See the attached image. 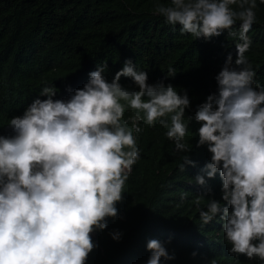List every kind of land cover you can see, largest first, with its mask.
Instances as JSON below:
<instances>
[{
	"label": "clouds",
	"instance_id": "clouds-1",
	"mask_svg": "<svg viewBox=\"0 0 264 264\" xmlns=\"http://www.w3.org/2000/svg\"><path fill=\"white\" fill-rule=\"evenodd\" d=\"M257 7V0H170L153 9L181 34L210 41L227 31L234 41L235 61L228 53L214 77L217 91L191 115L187 90L165 83L175 68L149 83L147 71L128 59L110 82L107 61L98 64L78 89L68 88L67 99H56L57 88L45 84L22 115L10 118L12 135L0 134V264H87L98 247L92 237L108 229L109 218L123 219L117 204L141 159L136 137L143 127L165 129L173 151L186 154L184 172L196 166L185 142L193 121L196 147L210 153L195 183L207 186L217 175L222 181L220 200L200 207L204 197H197L201 223L195 217L193 223L205 230L218 217L237 264L240 255L264 262V85L246 55ZM121 77L132 84L122 85ZM109 236L120 242L123 233L113 229ZM210 238L201 235L196 246L204 248ZM167 243L171 238L149 239L146 264L174 260Z\"/></svg>",
	"mask_w": 264,
	"mask_h": 264
},
{
	"label": "trees",
	"instance_id": "trees-1",
	"mask_svg": "<svg viewBox=\"0 0 264 264\" xmlns=\"http://www.w3.org/2000/svg\"><path fill=\"white\" fill-rule=\"evenodd\" d=\"M169 2L0 0V134L12 135L7 127L9 119L22 115L45 84L57 88L56 99H67L68 88L78 89L83 78L105 61L109 82L128 59L138 70L147 71L149 83L164 79L168 69L175 68L177 74L165 83L173 84L177 92L187 90L192 107L186 114H193L197 104L217 91L214 77L228 53L235 61L236 50L227 31L210 41L195 39L181 34L179 25L174 29L163 17L153 14L157 3ZM257 4V22L248 33L252 46L246 55L257 71L255 79L264 85V4L259 0ZM120 83L132 84L125 77ZM198 127L193 121L185 137L196 166L186 165L184 172L179 166L186 154L173 151L165 129L143 127L136 137L141 159L129 174L123 200L117 204L123 219L109 218L108 229L92 237L98 247L90 253L87 264H146L150 255L147 241L169 238L171 243L166 247L175 259L165 264H211L213 260L216 264H237V258L228 252L218 217L211 223L213 228L206 225L205 230L192 220L195 217L194 222L201 223L194 203L197 197H204L200 207L209 198L220 200L222 185L219 175L208 180L207 186L195 183L194 177L210 159L206 146L196 147ZM113 229L123 233L120 242L109 236ZM201 235L211 237L204 248L196 246ZM239 261L264 264L259 259L249 261L244 255Z\"/></svg>",
	"mask_w": 264,
	"mask_h": 264
}]
</instances>
